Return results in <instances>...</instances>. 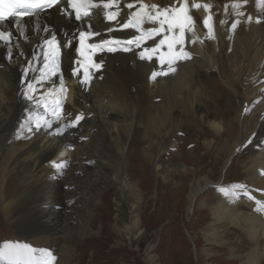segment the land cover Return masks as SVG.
I'll use <instances>...</instances> for the list:
<instances>
[{
  "label": "bare ground",
  "instance_id": "6f19581e",
  "mask_svg": "<svg viewBox=\"0 0 264 264\" xmlns=\"http://www.w3.org/2000/svg\"><path fill=\"white\" fill-rule=\"evenodd\" d=\"M114 1V16L100 9L75 21L53 8L3 23L14 41L0 47V235L17 231L21 243L7 244L0 260L46 264L37 251L51 248L55 264H75L77 242L85 239V249L98 228L95 215L118 242L139 244L138 212L151 204V183L158 180L172 208L179 191L170 181L192 174L183 166L194 158L170 159L190 124L192 141L213 133L207 145L219 154L223 144L227 161L238 159L259 185L257 201L244 206L250 211L225 196L204 208L212 221L202 238L232 244L226 262L264 264V0ZM127 14L138 31L123 26ZM81 30L137 41L93 53ZM50 40L62 52L43 66ZM209 182L192 181L189 211ZM153 253L150 243L149 264Z\"/></svg>",
  "mask_w": 264,
  "mask_h": 264
},
{
  "label": "rangeland",
  "instance_id": "374dc122",
  "mask_svg": "<svg viewBox=\"0 0 264 264\" xmlns=\"http://www.w3.org/2000/svg\"><path fill=\"white\" fill-rule=\"evenodd\" d=\"M216 108H224L222 99H216ZM189 125L186 126L187 132L179 133V139L175 143V152L170 155V159L176 160L174 155L180 156L181 152L186 159L194 158L183 166L185 169H189L192 174L187 180L175 179L170 181V188L173 189L172 186H174L179 191L178 200L175 203L172 202V208L169 207L168 202L162 203L166 201L165 193H162L164 190H160L159 182L155 179L151 183L152 192L149 196L151 204L138 212L141 234L137 238H140V243L131 244L126 240L125 242H118L112 227L107 226L103 229V216L95 215L93 220L98 222V228L95 233L88 235L93 240L87 244L85 249L82 247L85 239L77 242L75 264H149L145 259V250L150 243L154 249L156 264H233L230 261L226 262L232 244H226L224 247H211L205 238H202V229L212 221L209 211L203 209L216 205L217 199H222L225 196L239 202L238 209L250 211L244 206L254 204L257 201L259 185L249 181L250 176H246L247 173L241 172L238 159L233 158L232 162L227 161L223 154L227 153L229 149L223 144L219 145V154L214 152L209 144L207 145V141L213 140V133L207 134L204 138L199 136L197 140L192 141L194 137H197L191 131L192 126ZM193 148L197 150L196 154L191 152ZM133 164L130 161V166ZM176 169L178 170L179 167ZM181 171H183L182 168L175 173L179 174ZM205 175L209 177L210 185L208 189L200 193L189 211L187 197L190 185L195 178L198 179ZM259 177L264 179V176ZM168 178L170 179V176ZM172 212H174V218L170 220L169 216ZM2 221L8 223L5 218ZM161 238L164 240V244H159ZM18 240L21 243L17 231L15 233L13 231L2 232L0 235V249L2 251L0 252L9 248L7 244H18ZM80 247L81 250L83 249L82 251L79 250ZM176 251L179 253V258L174 254ZM211 254L216 257L213 259ZM56 255L55 249L51 250V248L45 252L37 251V256L44 259L46 264H55ZM13 259L9 262L1 259L0 263L22 264L15 257ZM234 264H238V262Z\"/></svg>",
  "mask_w": 264,
  "mask_h": 264
}]
</instances>
